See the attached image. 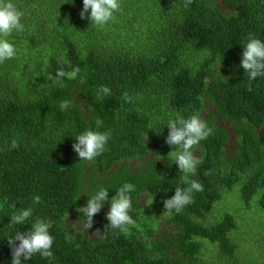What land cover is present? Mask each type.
<instances>
[{
    "label": "trees",
    "instance_id": "16d2710c",
    "mask_svg": "<svg viewBox=\"0 0 264 264\" xmlns=\"http://www.w3.org/2000/svg\"><path fill=\"white\" fill-rule=\"evenodd\" d=\"M13 2L24 28L7 37L16 57L0 64V264H11L7 237L38 217L52 222L53 256L22 264H264V77L250 82L240 64L250 33L264 41V0H192L187 8L185 0H121L104 26L80 17L83 0ZM75 66V79H47ZM102 85L112 95L98 99ZM63 100L71 101L64 111ZM196 113L213 129L193 149L203 162L190 178L204 190L169 217L163 201L187 185L173 162L180 149L165 142L167 122ZM89 129L110 130L108 150L79 160L72 145ZM126 182L135 185L129 215L138 226L127 234L106 219ZM101 187L109 199L86 229L78 209ZM24 208L33 215L13 225ZM242 226L256 247L250 253Z\"/></svg>",
    "mask_w": 264,
    "mask_h": 264
},
{
    "label": "clouds",
    "instance_id": "9594fccd",
    "mask_svg": "<svg viewBox=\"0 0 264 264\" xmlns=\"http://www.w3.org/2000/svg\"><path fill=\"white\" fill-rule=\"evenodd\" d=\"M192 0H185L184 7L187 8ZM90 9V12H89ZM121 11V0H83V8L80 12V17L87 18L97 26H104L109 21L114 19V14ZM23 12L19 10L13 0H0V64L6 60L13 59L17 55L15 46L9 42L7 37L12 33L23 31L24 25L21 23ZM241 67L248 74L249 81H253L258 77H264V41L256 38L251 33L248 36L245 47L242 52ZM80 72L79 66L72 68L71 72L66 73L63 69H58L55 75L48 73L47 79L53 84H61L62 80L75 79ZM248 90H252V85L249 83ZM111 89L102 85L99 89L98 99L106 96H111ZM125 102L131 103L132 97L129 93H123ZM71 106V101L63 100L60 102V109L66 110ZM97 128L102 125V121L97 120ZM168 135L166 143L170 146L179 148V152H175L174 161L178 169L184 173L182 177L183 183L187 187H176L174 195L163 201L164 209L169 217L173 213L179 214L189 204L194 203V193L204 190L203 184L196 179L190 177L195 176L198 166L203 162V158L194 154L193 149L199 145L200 141L207 139L213 134V129L208 126L207 122L200 117L198 113L191 115L188 118L177 116L175 119H169L167 122ZM111 132L85 130L78 134L76 143L72 145L73 150L77 153L79 160L92 161L97 156L106 152L107 144L110 139ZM147 139V136H146ZM18 142L12 140L11 149L18 148ZM206 175L210 174L206 171ZM108 188L101 187L94 195L89 197L84 207L78 209L86 217L85 227L89 229L93 223V217L98 214L104 202L109 199ZM135 191V185L126 182L121 187L116 189L115 195L111 197L109 211L106 219L108 220V228L119 229L123 233L129 232V226L138 227L133 218L129 215L132 209V198L130 193ZM39 195L33 197V203H42ZM152 202V200H151ZM150 202V203H151ZM16 208L15 204L11 205ZM33 215L32 208L20 209L13 213L10 217V222L13 225H23ZM63 220L68 221V212L64 214ZM52 222L36 218L31 224V229L27 232L15 231L14 236L7 237V242L11 248V264H22L24 260L32 258L39 253L42 258H50L53 256L51 251L54 237L50 234ZM69 234L65 235L66 241L73 240ZM145 247L151 248L152 244L147 236H143ZM15 241H19L18 244Z\"/></svg>",
    "mask_w": 264,
    "mask_h": 264
},
{
    "label": "rangeland",
    "instance_id": "374dc122",
    "mask_svg": "<svg viewBox=\"0 0 264 264\" xmlns=\"http://www.w3.org/2000/svg\"><path fill=\"white\" fill-rule=\"evenodd\" d=\"M263 129V131H264V127L262 128ZM142 200V203H143V198L141 199ZM234 210L235 211H237L238 213L239 212H241L242 210H241V206H240V204L239 203H237L236 205H234L233 207H232V211L234 212ZM246 215L248 216V218L249 219H251L252 217H254V215L251 213V212H246ZM252 216V217H251ZM261 217L260 218H258V219H256L255 221H256V223L253 225V226H256V225H259L260 226V222H261ZM162 220H164V219H162V217H160V222L159 223H162ZM163 225H166L165 223H162ZM244 229H245V227L244 226H242L241 227V231H242V238H243V240L241 241V244H242V249L245 251V253H250V251H253V250H255L256 249V247L255 246H250L251 245V242H249L247 239H249V229H247L245 232H244Z\"/></svg>",
    "mask_w": 264,
    "mask_h": 264
}]
</instances>
